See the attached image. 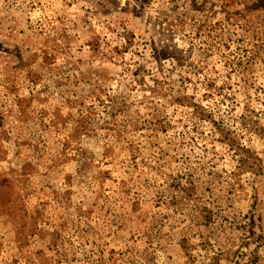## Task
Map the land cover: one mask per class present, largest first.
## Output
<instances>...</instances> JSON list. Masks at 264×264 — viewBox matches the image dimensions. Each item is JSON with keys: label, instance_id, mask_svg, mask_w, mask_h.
Returning a JSON list of instances; mask_svg holds the SVG:
<instances>
[{"label": "rangeland", "instance_id": "1", "mask_svg": "<svg viewBox=\"0 0 264 264\" xmlns=\"http://www.w3.org/2000/svg\"><path fill=\"white\" fill-rule=\"evenodd\" d=\"M0 264H264V0H0Z\"/></svg>", "mask_w": 264, "mask_h": 264}, {"label": "trees", "instance_id": "2", "mask_svg": "<svg viewBox=\"0 0 264 264\" xmlns=\"http://www.w3.org/2000/svg\"><path fill=\"white\" fill-rule=\"evenodd\" d=\"M196 104H194V106H195Z\"/></svg>", "mask_w": 264, "mask_h": 264}]
</instances>
